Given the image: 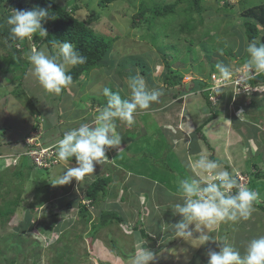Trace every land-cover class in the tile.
I'll return each instance as SVG.
<instances>
[{"label": "rangeland", "instance_id": "374dc122", "mask_svg": "<svg viewBox=\"0 0 264 264\" xmlns=\"http://www.w3.org/2000/svg\"><path fill=\"white\" fill-rule=\"evenodd\" d=\"M66 1L77 6L75 15L84 18L95 34L105 38L117 37L109 55L113 62L109 68L92 69L88 74H82L68 90H62L60 95H55L47 93L32 76L28 55L34 47L37 50L47 49L49 54L54 55L59 45L52 48L45 44L35 46L31 39H28V49L21 52L19 57L12 59L2 52L0 63L11 68L12 72H0V155L6 156L14 153L16 149L21 150L25 135L31 133V126L36 127L28 141L39 145L42 143L41 137L51 144L62 138L65 131L78 127L81 123L93 124L98 110L107 102L103 95L104 88H113L122 97L128 98V80L123 74H119L121 67L118 66L128 55L140 56L145 60L152 72L143 75L136 67L135 75L139 73L143 76L149 90L162 91L163 95L159 100L163 99L165 104H160L162 106L150 112L137 111L135 123L131 127L117 121V131L120 134L122 132L123 136L120 146L139 125H155L154 123L160 122L162 129H157L154 137L152 135L143 138V141H139V136L136 135L137 143H132L127 153L120 152L118 155L115 151L117 148L109 149L106 152L108 159L97 164L95 172L83 182L73 179L66 185L51 184L67 167L76 166L74 157L66 163L55 165L54 162V165L49 167L37 165L44 170L35 168L31 163L32 166L28 169L25 165L20 167V163L12 166V162L0 160V177L3 179L0 184V208H4V202L11 204L10 201L18 198L16 204H11L13 212L7 217L0 216V264H130L136 244L141 239L138 230L134 228L137 219H140L139 225L148 236L143 237L147 241L144 246L156 253V260L150 264H202L205 259H202V256L205 253L207 255V252L202 251L200 235L204 229L209 228L199 225L194 229L192 238L176 237L173 224L181 217L177 214L168 219L165 213L167 208L171 209L175 204L182 203L181 197L165 190L173 188L167 180H160L163 183L156 182L162 191L159 198H177V201L170 200L168 207L165 206L167 202L156 199L155 196L145 194L141 197L142 194H139L136 186L147 188V185L133 174L141 173L144 178L160 176V169L149 166L158 167L154 164H159L163 156L166 160H176L172 149L169 148L172 137L176 134V129L171 126L176 125L173 123L175 116L173 119L171 113L176 110L182 112L184 109L186 116H183L191 126L189 134L195 139L194 144L202 143V155L210 154L209 159L218 161L224 169L229 172L232 170L235 175H244V171L248 170L251 173L259 171L264 174V82L257 87H251L246 93H242L233 85H228L222 94L210 89L208 99L214 109L212 111L201 92L193 95V92L197 91L194 86L190 92L186 90L187 84L191 85L190 82L195 79L207 83L212 81L213 75L218 76L217 63L230 65L233 69L231 81L234 79L248 58L245 52L248 42L239 11L243 5L246 7L264 0H245L243 5L238 0H229L233 3L231 11L219 0H202L200 5L203 11L199 14V17H203L201 23L195 11H186L188 14L193 13L195 23L194 29L188 33L179 30L185 13H177L171 23L163 22L161 17H157L155 25L150 29L146 23L141 24L140 18L137 17L139 24L133 25L132 17L136 16L141 0H114L105 7L98 6L99 0H57L61 4ZM156 1L162 5L175 0ZM29 2L30 0H24V5H29ZM176 9H186V2H180ZM92 10L97 15L93 21V15L89 14ZM257 26L260 33H263V27L259 24ZM36 37L39 35L36 34ZM189 38L192 39L191 43ZM201 41L205 44V49L199 45ZM228 48L234 54L233 57L222 54L220 50ZM214 50L217 51L213 54ZM162 53L163 57L160 56ZM164 59L170 60L172 67L183 74L181 83L175 87L163 84ZM173 92L175 97L171 95ZM141 113H151L154 117L142 116ZM158 116L159 120L156 119ZM209 118L214 137L209 135V143L207 141L206 144L193 134V128ZM153 131L152 128V133ZM185 131L188 132L186 129ZM131 150L133 153L128 155ZM51 151L47 150L48 153ZM165 151H169V154ZM21 159L26 162L24 158ZM118 163L122 165L118 166ZM165 163L171 167L177 164H169L168 161ZM183 163L188 170L189 165L185 161ZM17 170H21L20 174H16ZM190 171L191 168L188 173L180 171L181 178L192 176ZM100 175L111 176L107 193L111 192V195L93 205L104 206L109 201V205H116L115 209H122L126 219L98 228L91 234L92 223L97 221L99 213L94 214V209L89 205V199L84 193L89 182ZM250 187L259 193V200L254 204L255 211L251 217L247 220L223 222L212 227L217 234L214 238L229 237L231 241L233 237V245L241 253L246 247L247 235L240 236L238 229L243 227L245 222L247 228L243 235H250L251 230V236L264 235V210L258 207V204H264V177L253 180ZM137 196L140 202H143L142 205L135 204ZM152 200H155L153 204ZM80 203L86 205L89 221L78 213ZM154 204L158 208L159 216L151 222L150 207ZM152 212L158 215L156 211ZM144 215H147V220ZM248 222L256 226L252 229ZM238 235L240 237H237ZM165 243L167 245L164 247Z\"/></svg>", "mask_w": 264, "mask_h": 264}, {"label": "clouds", "instance_id": "9594fccd", "mask_svg": "<svg viewBox=\"0 0 264 264\" xmlns=\"http://www.w3.org/2000/svg\"><path fill=\"white\" fill-rule=\"evenodd\" d=\"M46 18L54 19L55 16L52 15L49 8L36 6L31 10L14 9L13 14L8 17L7 23L12 26L13 38L32 39L36 34L40 37L48 36L47 30L42 26V22ZM245 52L248 58L232 81L233 69L231 66L223 63L216 64L219 75H213L212 81L207 82V86L204 87V90L209 92L208 97L210 89L217 90L219 94L222 92L221 87L233 85L242 93H246L251 87H257L260 84L250 86L246 82L264 74V42L259 39L249 41L246 44ZM28 60L31 64L30 72L39 85L47 93L60 95L62 90H68L74 84L70 68L85 64L87 57L82 55L73 43L63 41L59 44L54 55L49 54L47 49L32 48ZM239 77H241V83H239ZM216 79L218 81H215ZM127 86L129 89L128 98H122L119 92L104 88L103 95L107 102L103 108L98 110L93 124L81 123L78 127L65 131L58 141L46 145V149L54 151L52 157L44 156L51 166L54 165V162L55 165L66 163L73 157L76 161V166L67 167L51 183L53 186L69 184L73 179L83 182L87 176L95 172L97 164L108 159L106 152L109 149L119 148L121 145L122 137L117 131V121L131 127L135 123L134 117L137 111L150 112L157 108L150 107L153 103H159L163 92L158 89L149 90L145 79L139 73L128 78ZM196 92L200 93L201 91L197 90ZM30 128L32 129L31 133L24 137L23 148L10 155H0V160L12 162V166L20 163V167L24 165L28 167L32 164L35 168L44 170L37 166L41 165L34 160V153L45 149H42L40 144L26 142L35 131L32 126ZM188 135L190 134L188 133ZM209 155H201L189 165L193 172L192 176L177 181L178 191L181 193L183 202L175 204L171 209L173 215L178 214L181 217L173 224L176 237L192 238L194 229L198 225H205L211 231L213 225L227 221L247 220L255 211L254 204L259 200V193L249 188V182L246 186H241L235 176L224 169L218 161L209 159ZM21 158L27 159L31 164L22 161ZM43 166L45 167V165ZM28 169L30 168L28 167ZM45 169L48 170V168ZM17 171L21 172V170ZM1 180L3 179L1 178ZM233 189L236 191L233 192ZM101 202L103 203V201ZM83 205L86 207L84 203ZM89 205H92L95 215L101 211L111 210L101 206L96 207L90 203V200ZM139 236L141 239L136 244V251L131 257L130 264H150L156 260V253L145 247L147 241L140 233ZM210 241L216 243L218 250L209 249L207 264H264V235L249 240L243 253L229 243L227 238L216 239L208 233L200 235V245Z\"/></svg>", "mask_w": 264, "mask_h": 264}, {"label": "trees", "instance_id": "16d2710c", "mask_svg": "<svg viewBox=\"0 0 264 264\" xmlns=\"http://www.w3.org/2000/svg\"><path fill=\"white\" fill-rule=\"evenodd\" d=\"M112 1L114 0H99L98 6L105 7L107 4L111 3ZM201 1L202 0H175L174 2L160 5L156 0H149L148 2L141 0L139 2L138 12L136 13V16L132 17V24L133 25L139 24L138 21H136V17H137L140 18L141 24L146 23L147 27L150 29V27L155 25L154 22L157 19V17H161L163 22L171 23L172 19L177 15V13H181V14L185 13V18H183V21L180 23L179 30L180 31L185 30L188 33L194 29L195 23L193 22L194 20L193 13L189 12L188 14L186 11H193V12L195 11L198 15L199 22L201 23L203 21V17H199L200 16L199 14H201L203 11L202 5H200ZM219 1H222L224 7L227 8L229 11L232 10L233 3H231L229 0H219ZM244 1L245 0H238V2L241 5H243ZM180 2H186V9L184 10L182 9L183 12L180 11V9L179 10L176 9L177 5ZM24 4H25L24 0H0V56L1 53L3 52L11 56L12 59H14L19 57L21 52H25L28 49V44H27L29 43L28 39L25 38L21 40V39L13 38V35L11 33L12 26L7 23V19L11 14H13L14 9L31 10L33 7L39 6V7L49 8L52 15L55 16V18L54 19L46 18L45 21L42 22V26L47 30L48 36L36 37V35H34L33 38L31 39V42L35 46H39L40 44H46L49 48H52L54 45H59L63 41H69L75 45L76 49L82 55L87 57V62L85 64L77 65L70 68V74L73 77V83L76 82L82 74H88L92 69H97V68L101 69L102 67L109 68L111 66L113 60L110 58L109 55L113 47V43L117 37L113 36L110 38H105L104 36H99L95 34L93 29L88 25V23L84 18H79L75 15V10L77 8L75 4L68 1L61 4L57 2V0H30L29 5L25 6ZM89 14L93 15V19L91 21H93L94 18L97 17V15L94 14L93 10L90 11ZM239 14L240 17L243 18L242 19L243 30L247 42L253 39H259L262 42H264V32L260 33L257 26V24H259L264 29V1L254 5L253 4L248 5L246 7L244 5L241 6ZM165 29L167 30V28ZM189 39H190L189 42L191 43L192 39L191 38ZM199 45L202 47V49H205V44L202 41L199 43ZM220 50L222 54L228 55L229 57L234 56V54L230 51L229 48L226 50L223 49ZM216 51L217 50H214L212 53L214 54ZM163 52L165 51L163 50ZM162 55L163 53L160 56L163 57ZM207 57L208 56H206V58ZM155 59H157V57ZM163 62L165 68V72L162 75L163 84H165L167 87H175L177 84L181 83L183 74L177 68L172 67V63L170 62V60L164 59ZM118 66L121 67L119 74H123L125 78H127V80L129 77L135 76L134 68L136 67L140 69V73L143 75H147V74L149 75V73L152 72L151 68L147 66L145 60L143 58H140V56H135V55L126 56L123 60H121L118 63ZM0 72L8 73V72H12V69L9 67L2 66L0 63ZM262 82H264V74H260L256 76L255 79L247 80L246 83H248L250 86H255ZM190 83L191 85L187 84L188 87L186 90L190 92L191 90H193L192 89L193 86L197 90H200L201 94H203V99L205 100L209 109L211 111L214 110L212 109L211 101L208 99L209 92L207 90H204V87L207 86V83L199 79H195ZM226 88L227 87H221L222 92L220 94H222L223 90ZM110 90H112L113 92H117L113 88H111ZM18 93L21 92L18 91ZM196 94H200V93L194 91L193 95ZM171 95L172 97H175L176 94L175 92H173V94ZM164 102L165 101L161 99L159 100V103H153L150 108H156L158 106H162L165 104ZM201 109H202V105H201ZM212 117L213 116L211 115L210 118ZM209 119L203 120L202 122L197 124V126H195L193 130L195 136L197 135V138H200L206 144H207V139L202 131V128L208 122ZM35 127L36 126H34L33 129ZM41 141L45 146L48 145V143H46L45 141V138L41 137ZM16 151L19 150L16 149ZM25 160L27 163L30 164V162L27 159ZM165 161H168L169 164L177 162V160L172 162L169 159L166 160L163 156V159H161L160 162H158L159 164H154L158 167H153V166H149V167L156 170L160 169L159 172L161 176L165 178L167 177V175L165 174L166 171L176 173L174 169L177 170L180 165L178 166V164H176L175 166L176 168L171 167L170 165L166 164ZM28 167L31 168V165H28ZM182 171L185 173L186 169H183ZM17 172L18 174H20V171H16V174ZM230 173L233 176H235L238 181L237 174L235 175L232 172ZM244 173L249 176V186H251L253 180L264 177V174L260 173L259 171L255 173L254 172L251 173L248 170L246 172L244 171ZM176 177H177L176 179H180L178 175ZM110 181H111L110 175H100L98 177H95L86 187L84 196L90 200L91 204H95L97 201L99 202L102 198H104L107 195ZM1 182L2 180L0 178V184ZM235 191L236 189H233V192ZM17 200L18 198L10 202H12L11 204H16ZM11 204L4 202V208H0V216L3 215L7 217L9 214L13 212V208L11 207ZM258 207L264 210V204L263 205L258 204ZM78 213L82 214V216L86 218V221H89L90 216L87 213V209L83 204H78ZM123 216H124L123 212L121 213L115 210L99 212L97 221L92 223L91 226L92 230L90 231V233L92 234L98 228L110 225L113 222H122L124 219H126ZM139 224H140V220L137 219L136 222L134 223V228L138 230V232L142 236L148 237L142 226H140ZM30 226L31 223L29 224V228Z\"/></svg>", "mask_w": 264, "mask_h": 264}, {"label": "crops", "instance_id": "0c3cea01", "mask_svg": "<svg viewBox=\"0 0 264 264\" xmlns=\"http://www.w3.org/2000/svg\"><path fill=\"white\" fill-rule=\"evenodd\" d=\"M177 111V112H176ZM176 111H174V112H172L171 113V115H172V118L175 116V119H174V121H173V123H176V125H171L172 127H174L175 129H176V135H175V133H174V136L172 137V140H171V142H170V145H169V148L170 149H172V151H173V155L176 157V160H177V164H178V166H179V170L180 171H182L183 169H186V166H185V164H182L183 163V161H185L186 162V164L187 165H190L191 163H192V160L194 161L195 160V158H199L201 155H202V143H196V144H194L195 143V139L193 140V138L190 136V135H188V133L191 131V126H190V123L187 121V120H185L186 118H184V116H186V114H185V109L181 112V111H178V110H176ZM148 113V112H147ZM147 113H144V114H142V116H149V115H152L153 117H154V115L153 114H147ZM184 115V116H183ZM159 117V116H158ZM156 118V119H160V117L159 118ZM180 118V119H179ZM157 120V121H158ZM177 120V121H176ZM211 121V119L210 120H208V122L203 126V128H202V131H203V133L205 134V136H206V139H207V141H208V138H209V135H211V137H214V134H213V132L211 131V129H210V126H209V122ZM185 123V124H184ZM145 125H143V126H141V125H139V128L136 130V131H133V133H131L130 135H129V138H128V140H124L123 141V145L122 146H120V149H116L115 151L117 152V154L119 155L120 154V152H124V153H127V151L130 149V145L133 143V144H136L137 143V139H136V135H138L139 136V141H140V139H142L141 141H143V138H149V137H152V135H153V137H154V133H155V131L157 130V129H159V128H161L162 129V127H161V125L162 124H160V122L158 123V124H156V123H154L155 125H153V124H147V123H144ZM170 126V127H171ZM152 128L154 129V131H153V133H152ZM195 128V127H194ZM193 128V129H194ZM185 129L186 130H188V132L187 131H185ZM190 130V131H189ZM163 131V130H162ZM186 132V134H184L185 132ZM178 132H181V133H178ZM208 133V134H207ZM121 134H122V132H121ZM120 134V135H121ZM156 135H158V133L156 134ZM122 137V140H123V136H121ZM152 139V138H151ZM201 142H202V140H201ZM121 143H122V141H121ZM208 143H209V141H208ZM211 145V144H210ZM123 147V148H122ZM126 150V151H125ZM133 150V149H132ZM131 150V152H129V154L128 155H130V154H132L133 153V151ZM135 152H137V151H135ZM166 152V154L168 155L169 153V151L167 152V151H165ZM115 157L117 156V155H114ZM176 160H174V161H176ZM116 162H120L119 160H115ZM181 161H182V163H181ZM172 162V161H171ZM120 164L118 163V166H119ZM121 165H122V163H121ZM120 165V166H121ZM124 167V166H123ZM124 169H126V168H124ZM189 170H190V167H189V169L187 170L186 169V172L185 173H188L189 172ZM176 173H172V172H168V171H166L165 172V174L167 175V177L165 178V177H162L161 175L160 176H146V178H144V176L141 174V173H138V174H133L132 172H130L131 174H133V175H136L137 177H139V178H141L142 179V181L143 182H145L146 183V185H147V188H144V187H142V186H136V188L137 189H139V194H142L141 195V197L143 196V195H145V194H147V195H150V196H155L156 197V199H158L159 198V196L160 195H162V191H160L159 190V188H158V186H159V183L158 182H156V181H160V180H167L168 181V183H169V185L170 186H173V188L171 189V190H168V189H165L166 191H170V194H172V195H174V196H177V197H181V193L178 191V186H177V183H176V181H178V179H176L177 177V175L181 178V172L180 171H177V170H174ZM191 173H193L192 171H190ZM230 172H232V170L230 171ZM128 174H129V172H127ZM177 174V175H176ZM149 179V180H148ZM154 180V181H153ZM138 183V182H137ZM160 183H163V181H160ZM139 184V183H138ZM141 184V183H140ZM156 184V185H155ZM142 185V184H141ZM161 185V184H160ZM154 194V195H153ZM108 195H111V192L109 193V194H107L105 197H107ZM105 197L103 198V199H105ZM139 196H137L136 197V202H135V204L136 205H142L143 204V202H140V198H138ZM163 198V197H162ZM162 198H159V199H161V200H163V201H165V202H167V205H165L166 207H168L169 206V204L170 203H168L170 200L171 201H177L176 199V197L175 198H172V199H162ZM155 202V200H152V204ZM183 202V201H182ZM102 208H105V209H111V210H115V211H119V210H117V209H115V207H116V205H109V201L108 202H106L105 203V205L104 206H101ZM157 206L154 204L153 206H151L150 207V210H151V213H150V217H151V222L153 221V220H156L157 219V217L159 216V211H157L158 210V208H156ZM172 209V208H171ZM171 209H168L167 208V210H166V216H167V218L169 219V218H171V216H175V215H173V213H172V210ZM156 211V213L158 214L157 216H156V214L155 213H153L152 211ZM141 211V210H140ZM140 211H138V213L139 214H141L140 213ZM119 212H121L122 213V209H121V211H119ZM142 216H143V214H142ZM145 216V218H146V220H147V215H144ZM258 216V215H257ZM150 222V223H151ZM159 223V222H158ZM231 223V222H230ZM249 223V222H248ZM249 225H250V227L253 229L256 225L254 224V223H249ZM158 226H160V225H158ZM197 227H199V225L197 226ZM202 227L203 228H206L204 225H202ZM212 227H216V225H213ZM246 228H247V222H245L244 223V225H243V227L241 226L239 229H238V231H240L241 232V234H240V236H246V240H245V243H246V245H247V243L249 242V240H251V239H253V238H256L255 236H251L252 235V230H251V234L250 235H248V234H242V233H245V230H246ZM237 231V232H238ZM248 231H250V230H247V232ZM203 233H208V234H210V235H212L213 237H215V236H217V234H215V230L213 229V230H209V229H204V232ZM219 236V235H218ZM239 235L237 236V237H240ZM250 236V237H249ZM220 237H222L221 235H220ZM232 237V236H231ZM234 238L232 237L231 238V241H229V237H227V241L229 242V243H231V244H233L234 243V240H233ZM171 241V240H170ZM214 241H210V242H207V243H205V244H203L202 245V251H205L206 250V252H208L209 251V249H212V250H218V248L216 247V246H214ZM167 244L165 243V245H164V247L166 246ZM203 258H205L204 259V261L202 262V264H207V259H208V257H207V255H206V253L205 254H203V256H202V259Z\"/></svg>", "mask_w": 264, "mask_h": 264}, {"label": "built area", "instance_id": "2783aa9c", "mask_svg": "<svg viewBox=\"0 0 264 264\" xmlns=\"http://www.w3.org/2000/svg\"><path fill=\"white\" fill-rule=\"evenodd\" d=\"M239 80H240V82L239 83H241V77H239ZM216 87V86H215ZM47 150L48 149H45V150H40V152H35L34 153V160L38 163V164H40V165H46V164H48V161L45 159V157L44 156H46V157H52L53 155H54V151L52 150L51 151V153H48L47 152ZM50 150V149H49ZM237 178H238V180H239V184L241 185V186H246V184L249 182V177H248V175H246V174H237Z\"/></svg>", "mask_w": 264, "mask_h": 264}, {"label": "bare ground", "instance_id": "6f19581e", "mask_svg": "<svg viewBox=\"0 0 264 264\" xmlns=\"http://www.w3.org/2000/svg\"><path fill=\"white\" fill-rule=\"evenodd\" d=\"M176 135V134H175ZM29 140V139H28ZM28 140H26V141H28ZM40 147L42 148V149H46L47 147L43 144V143H41L40 144ZM25 159V158H24ZM49 166H51L50 164H46L45 165V167H49ZM93 180V179H92Z\"/></svg>", "mask_w": 264, "mask_h": 264}]
</instances>
